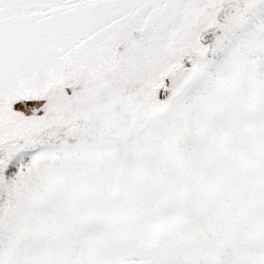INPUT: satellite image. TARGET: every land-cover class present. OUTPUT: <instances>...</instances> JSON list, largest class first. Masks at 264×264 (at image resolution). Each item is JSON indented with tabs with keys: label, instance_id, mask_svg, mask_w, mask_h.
Wrapping results in <instances>:
<instances>
[{
	"label": "snow or ice",
	"instance_id": "1",
	"mask_svg": "<svg viewBox=\"0 0 264 264\" xmlns=\"http://www.w3.org/2000/svg\"><path fill=\"white\" fill-rule=\"evenodd\" d=\"M0 264H264V0H0Z\"/></svg>",
	"mask_w": 264,
	"mask_h": 264
}]
</instances>
